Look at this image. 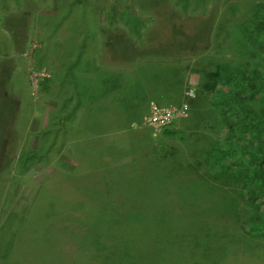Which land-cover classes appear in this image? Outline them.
Listing matches in <instances>:
<instances>
[{"label":"rangeland","instance_id":"rangeland-1","mask_svg":"<svg viewBox=\"0 0 264 264\" xmlns=\"http://www.w3.org/2000/svg\"><path fill=\"white\" fill-rule=\"evenodd\" d=\"M86 2L0 0V264H105L104 214L89 211L96 194L131 210L130 225L116 223L121 243L124 229L139 231L124 264H264V234L242 229L264 202L252 207L235 179L185 186L212 180L213 144L251 150L243 129L264 125V89L229 111L202 88L217 64L264 78L241 27L261 18L264 0ZM107 31L139 58L109 49ZM177 34L184 47L156 50ZM113 72L137 78L133 108L114 110L125 92L111 89ZM154 169L170 175L158 190L133 179Z\"/></svg>","mask_w":264,"mask_h":264},{"label":"trees","instance_id":"trees-1","mask_svg":"<svg viewBox=\"0 0 264 264\" xmlns=\"http://www.w3.org/2000/svg\"><path fill=\"white\" fill-rule=\"evenodd\" d=\"M77 4L84 7L87 2L86 0H77ZM157 7H161V5L158 4ZM153 8L157 9L156 7ZM241 27H243V30H245L244 36L250 41V44L252 45V55L254 56L256 53H258L260 56H264V14L258 20L247 21L241 24ZM108 32L109 31L105 33L107 36H105L104 39L108 41L107 45L109 49L115 50L117 53H120V55L123 52H127L129 55H134L135 58H139L140 55L136 49H127L128 47H126L124 41H118V38H116L114 35L108 34ZM177 35L178 37L175 39L170 35L171 41L169 39H164L162 44L158 43L157 46L159 47H157L156 50L177 49V47H182L185 42L181 40L180 34ZM112 39H115V41H112ZM129 55L127 57H129ZM244 67L246 68L245 71L239 70L234 73L232 72L233 74H229L230 67H228V65H211L210 68H206L203 71V77L205 79V82L202 84L203 91L208 95H212V100H214L215 103L221 104L220 106L222 108L226 107L229 111H234L235 108L230 110L228 105L244 106L248 101H252V99L257 98V96L263 92L261 90L264 89V78L258 69L253 67ZM110 75H112L111 89L114 91L119 89L121 90L123 86L122 78H125V82H127V76H121L117 73H110ZM236 84L238 87L235 86ZM132 86L133 85L131 82L127 83V90L125 88L123 90L125 92V98H119L117 100L119 104L127 105L131 103L130 100L134 99V96L131 97V93H133L134 89ZM231 87H233L232 90ZM237 90L241 92L239 95L237 94ZM76 95H78L77 92L75 97ZM9 115H11V113ZM254 126L257 127V135L254 134L252 127L243 129L248 136L254 138V148L252 145V149L250 150L249 146L244 145L243 148L236 142L228 144L220 140L221 142H216L206 152L205 162L210 167V176L212 180L204 177H195L190 181H187L186 185L181 184V182H179L178 185L181 184L187 186L188 184H192L196 185L195 187H197L200 183L213 184L214 180L226 178L235 179L239 181V186L242 189L244 199L247 200V202L251 204L252 207L261 208L259 205L261 202H264V125L262 124V126ZM221 132L222 134H227L225 130H222ZM161 177H163V180H165V182L168 184L170 180L169 172H164L163 170L158 169H154V171H144L142 174L137 175L133 179H145V181L149 182L147 186L151 184L153 185L150 190H158L156 189V183H160ZM119 178V181L122 182L123 186L125 184L124 182L128 183L126 184L127 192L130 190H135L138 192L139 188H144L143 194H146V186L143 183L139 186H136L133 184V182L129 184L128 179H123L120 176ZM181 185L178 192L179 196L181 190L183 189ZM117 196L119 199L122 198L121 195ZM155 196L156 192L154 197ZM232 199L233 201H237L239 203L238 199H235L234 197ZM119 201L120 200L116 198L109 199L96 194V197L94 198L95 204H91L92 206L89 208L90 212L95 211L98 214H104V220L107 226L105 229L106 235L104 239L107 243V246L97 253V257L105 264H124L123 262H127L130 255V249L127 248V242H129L128 244L131 246V243L133 245V243L138 240L139 231L131 233V229H124V242H120L119 234L121 231L118 229L119 226H117L116 223L120 221L122 222V225H130L129 223L131 222L127 223V220L128 218H131L129 214L131 210L124 208L126 207L125 204L127 202L122 204V202ZM237 209H239V206ZM107 211L116 214L112 220H108L106 218ZM161 224L164 223L161 222ZM242 229L244 232L251 235H255L256 233L264 234V214L262 212L253 214L247 224L243 225ZM140 258L141 257H139V259Z\"/></svg>","mask_w":264,"mask_h":264},{"label":"crops","instance_id":"crops-1","mask_svg":"<svg viewBox=\"0 0 264 264\" xmlns=\"http://www.w3.org/2000/svg\"><path fill=\"white\" fill-rule=\"evenodd\" d=\"M115 72H117V71H115ZM111 74H112V73H111ZM113 74H115V73L113 72ZM117 74H119V73H117ZM109 75H110V73L108 74V76H109ZM119 75H121V76L129 75V80H130L129 82H131V84L133 85L132 87H134V82H135V80L137 79L136 77H134V74H119ZM127 77H128V76H127ZM123 81H124V84H123V82H122V84H123L122 88H125V89H126V88H127V83H128V82H125V78L123 79ZM93 90H94L95 93H96V92L98 91V88L94 87ZM126 90H127V89H126ZM92 95H94V94H92ZM136 99H137V97H136ZM136 101L138 102V99H137ZM136 101L134 102V100H133V101H132L133 103H132V102L130 103V104H132V108L136 105V103H137ZM118 104H119V103H118L117 101H115V107H114V108H115V109H114L115 111L117 110V105H118ZM125 106H126V105L123 106V109H125Z\"/></svg>","mask_w":264,"mask_h":264}]
</instances>
